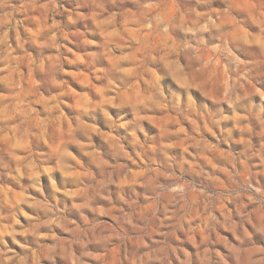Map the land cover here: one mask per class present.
Wrapping results in <instances>:
<instances>
[{
    "label": "clouds",
    "instance_id": "9594fccd",
    "mask_svg": "<svg viewBox=\"0 0 264 264\" xmlns=\"http://www.w3.org/2000/svg\"><path fill=\"white\" fill-rule=\"evenodd\" d=\"M0 85V264H264V0H0Z\"/></svg>",
    "mask_w": 264,
    "mask_h": 264
},
{
    "label": "rangeland",
    "instance_id": "374dc122",
    "mask_svg": "<svg viewBox=\"0 0 264 264\" xmlns=\"http://www.w3.org/2000/svg\"><path fill=\"white\" fill-rule=\"evenodd\" d=\"M64 6L70 7V5H68L67 3H64ZM57 19L63 20V18H61V17H57ZM97 23L103 24L104 21H97ZM73 50L76 51L75 48ZM29 51L33 52V50L31 48H29ZM34 54L35 53L33 52V55ZM76 75L77 74L75 72H73V75L68 77V81H69V85H70L69 90L72 92L73 97L76 99L77 102L86 103L87 101L80 99V97H81V85L78 84L76 82V80L73 79V76H76ZM3 90L4 89H3L2 85H0V91H3ZM41 99H42V103L44 105L48 106L49 108L56 107L55 105H52L49 103V98H48L47 93H44V95L41 97ZM37 109H39V106H37ZM69 127H71V125H69ZM89 127L95 130L96 138L98 141V143H96V145H95L94 150L103 151L104 147L107 143V136L104 132V129L99 124H95V123H89ZM5 135H7V134L0 135V164L11 165L14 163V161H13L12 156L9 155V153L6 151V149L11 148L12 142L9 140V142L6 144L4 142V136ZM16 143L21 146V150H22V145L24 142L22 140L18 139L16 141ZM85 147H87V146H85ZM77 152H79V155H77ZM77 152H73V156H75L77 160H80L81 156H84L85 160L88 159V157L85 156L84 152L81 151L80 149H77ZM39 163H43L44 166H49V162L45 161V160H41ZM81 163L83 164L84 161L81 160ZM85 167H87L86 164H85ZM24 183H25V185H27L28 181H25ZM41 183H42V186L44 189L45 197H50V193L52 192L50 184L46 181V179L44 177H41ZM57 187H59L61 189V195H63V198L65 200H69L71 197V193L75 191L74 185L62 184L59 179L57 180ZM65 193L67 195H64ZM25 195L40 199L39 193L35 192V190L29 189L27 192H23V191H21L20 185H17L15 183H9L7 186V189H5L4 187H0V217L3 218L4 224L10 223L11 222V216H12V209L9 206V204L6 203V201H10L13 199L19 200ZM49 202L52 203L53 201L51 199H49ZM25 210L28 211L32 215L37 214L33 211V209L27 208V206H25ZM65 215H67L70 220H74L78 224L82 222L80 219L77 218V214H75V213H65ZM89 219H91V216L89 217ZM103 219L105 220V222L111 221V217H104ZM21 222L26 223V221L22 217H21ZM0 226H2V225H0ZM56 235L62 239L69 238L68 233L61 232L59 229L56 230ZM29 242L31 243V241H29ZM9 246L14 247L13 245H11V243ZM58 264H59V262H58Z\"/></svg>",
    "mask_w": 264,
    "mask_h": 264
}]
</instances>
